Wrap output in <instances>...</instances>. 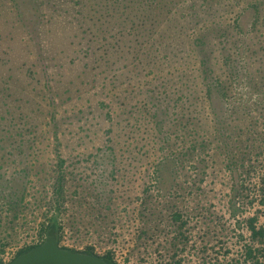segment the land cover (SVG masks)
Returning <instances> with one entry per match:
<instances>
[{
	"label": "rangeland",
	"instance_id": "1",
	"mask_svg": "<svg viewBox=\"0 0 264 264\" xmlns=\"http://www.w3.org/2000/svg\"><path fill=\"white\" fill-rule=\"evenodd\" d=\"M263 170L264 0H0V250L34 207L112 236Z\"/></svg>",
	"mask_w": 264,
	"mask_h": 264
},
{
	"label": "built area",
	"instance_id": "2",
	"mask_svg": "<svg viewBox=\"0 0 264 264\" xmlns=\"http://www.w3.org/2000/svg\"><path fill=\"white\" fill-rule=\"evenodd\" d=\"M262 177H264V170ZM258 194L246 188L234 205L217 197L185 198V210L151 214L135 228L109 233L93 227L75 229L63 221V212L35 207L33 221L21 213L15 235L0 250V264H8L22 251L44 243L55 219L59 245L73 251L110 256L115 264H264V183ZM147 225L146 227H144Z\"/></svg>",
	"mask_w": 264,
	"mask_h": 264
},
{
	"label": "water",
	"instance_id": "3",
	"mask_svg": "<svg viewBox=\"0 0 264 264\" xmlns=\"http://www.w3.org/2000/svg\"><path fill=\"white\" fill-rule=\"evenodd\" d=\"M8 264H111L104 257L89 252L73 251L59 245L55 235L19 254Z\"/></svg>",
	"mask_w": 264,
	"mask_h": 264
},
{
	"label": "trees",
	"instance_id": "4",
	"mask_svg": "<svg viewBox=\"0 0 264 264\" xmlns=\"http://www.w3.org/2000/svg\"><path fill=\"white\" fill-rule=\"evenodd\" d=\"M47 233H48V236H49V235H55V236L57 237L58 241H59V226H58L57 221H56L55 219H53V220L51 221L50 225L48 226V228H47ZM30 249H31V248L26 249V250L22 251V253L27 252V251H29ZM89 253H91V252H89ZM20 254H21V253H20ZM104 259H105L106 261H108L109 263H111V264H115V263L112 261V259H111L110 256L104 257Z\"/></svg>",
	"mask_w": 264,
	"mask_h": 264
}]
</instances>
